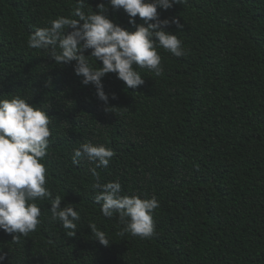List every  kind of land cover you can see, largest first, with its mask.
Masks as SVG:
<instances>
[{
  "label": "trees",
  "instance_id": "16d2710c",
  "mask_svg": "<svg viewBox=\"0 0 264 264\" xmlns=\"http://www.w3.org/2000/svg\"><path fill=\"white\" fill-rule=\"evenodd\" d=\"M85 2V11H95L106 0ZM75 6L76 0H0V96L19 95L49 115L47 186L63 196L61 207L72 203L81 217L68 237L50 220L49 201L37 200L35 232L17 241L0 230L2 264H264V0H183L158 8L161 19L183 25L166 30L187 54L157 49L162 74L137 68L145 83L135 89L107 73L110 111L72 64H56L46 50L27 45L35 28ZM107 9L114 23L135 30L122 9ZM87 141L115 152L97 169L101 183L119 180L122 194L156 196L150 239L121 236L118 217L102 215L93 200L95 165L83 157L72 163L73 149ZM89 223L105 232L108 246L93 239Z\"/></svg>",
  "mask_w": 264,
  "mask_h": 264
},
{
  "label": "clouds",
  "instance_id": "9594fccd",
  "mask_svg": "<svg viewBox=\"0 0 264 264\" xmlns=\"http://www.w3.org/2000/svg\"><path fill=\"white\" fill-rule=\"evenodd\" d=\"M177 3L183 0H106L98 3L95 11L91 7L85 11V0H76L69 16H57L49 19L47 26L35 28L27 45L46 50L56 64H72L74 74L82 78L81 84H92L97 98L105 105L104 110L110 111L109 95L102 84L107 73H115L126 88L135 89L145 83L137 68L148 69L157 76L162 74L157 49L175 57L187 54L178 36L166 30L170 24H175L178 30L183 25L176 17L161 19L157 11L168 10ZM108 5L113 10L122 9L135 30L129 31L109 19ZM137 16L141 23H136ZM86 50H90L88 55L84 54ZM111 98H116L114 93ZM50 122L44 109L21 96H0V230L11 234L12 240L27 237L41 224L37 200L49 201L50 220L59 221L68 230V237L76 234V222L81 219L74 204L61 207L63 196H53L47 186L48 169L43 160L48 155ZM114 155V150L105 144L87 141L73 149L72 163L78 165L83 157L95 165L89 169L95 178L93 200L104 217H118L122 225L119 235L128 233L150 239L155 234L153 213L159 201L155 195L141 198L135 193L122 194L119 180L101 183L97 169L106 168ZM87 226L93 239L103 246L109 245L107 235L95 223ZM6 255L0 251V264Z\"/></svg>",
  "mask_w": 264,
  "mask_h": 264
}]
</instances>
